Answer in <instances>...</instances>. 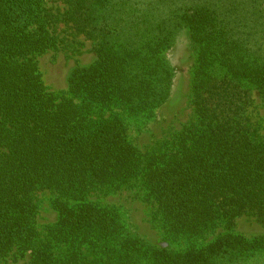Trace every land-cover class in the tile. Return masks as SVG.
Returning <instances> with one entry per match:
<instances>
[{
  "label": "trees",
  "instance_id": "16d2710c",
  "mask_svg": "<svg viewBox=\"0 0 264 264\" xmlns=\"http://www.w3.org/2000/svg\"><path fill=\"white\" fill-rule=\"evenodd\" d=\"M0 0V260L30 264H240L264 257V140L246 115L250 90L264 103V0ZM71 23L93 40L94 59L74 67L67 95L50 91L36 57ZM186 30L194 47V118L141 152L130 119L150 120L172 97L166 51ZM135 187L156 205L169 240L153 246L128 229L116 205L89 199ZM49 190L55 223L41 234L37 191ZM211 240L198 242L219 228Z\"/></svg>",
  "mask_w": 264,
  "mask_h": 264
},
{
  "label": "rangeland",
  "instance_id": "374dc122",
  "mask_svg": "<svg viewBox=\"0 0 264 264\" xmlns=\"http://www.w3.org/2000/svg\"><path fill=\"white\" fill-rule=\"evenodd\" d=\"M45 4L55 13H63L65 4L62 0H45ZM57 36V46L36 57L38 71L44 85L50 91L67 95V79L71 70L78 65L90 63L94 57L93 40L83 34L75 32L71 23L59 21L52 29ZM166 58L174 68L172 85V99L155 111L154 118L144 121L130 119L127 122V134L133 144L141 152L157 150L165 140L180 131L194 118L191 95V78L194 69V47L187 31H178L170 48L165 52ZM250 90V104L246 115L250 123L264 140V103L261 96L253 87ZM54 194L49 190L37 191L35 201L38 206L36 225L41 234L46 227L57 220V212L53 209ZM90 200L102 205H116L128 229L137 232L153 246L169 247L172 250H181L189 245L186 239L169 240L160 228L156 215V205L144 201L137 189L124 187L114 193H91ZM234 231L249 234L264 233V225L249 214H242L235 218ZM223 232L219 227L214 234H208L198 239L199 242L211 240L216 234ZM29 256L8 255L0 260V264H30ZM240 264H264V257H251Z\"/></svg>",
  "mask_w": 264,
  "mask_h": 264
}]
</instances>
